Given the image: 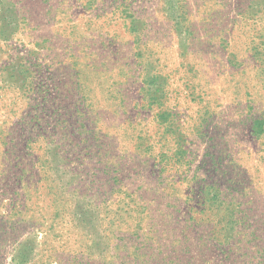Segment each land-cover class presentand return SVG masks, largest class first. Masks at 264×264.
<instances>
[{
	"label": "rangeland",
	"instance_id": "obj_1",
	"mask_svg": "<svg viewBox=\"0 0 264 264\" xmlns=\"http://www.w3.org/2000/svg\"><path fill=\"white\" fill-rule=\"evenodd\" d=\"M0 264H264V0H0Z\"/></svg>",
	"mask_w": 264,
	"mask_h": 264
}]
</instances>
